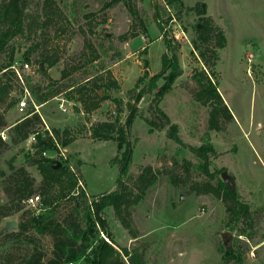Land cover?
Returning a JSON list of instances; mask_svg holds the SVG:
<instances>
[{
  "label": "rangeland",
  "instance_id": "rangeland-1",
  "mask_svg": "<svg viewBox=\"0 0 264 264\" xmlns=\"http://www.w3.org/2000/svg\"><path fill=\"white\" fill-rule=\"evenodd\" d=\"M55 2L60 12L56 10L58 15L50 24L40 21L41 29L13 38L8 50L0 53L2 62L14 48V65L23 67V82L16 72L5 77L12 86L6 102L0 104L7 121L0 131L6 139L11 141L9 127L34 108L32 104L24 111L18 108L25 87L32 91L33 85H46L51 78L61 82L70 79L78 85L90 83L98 92L97 108L88 111L86 104L92 100L85 104L64 93L41 104L39 112L46 129L49 127L54 135L53 129H60V143L72 140L65 146L68 161L81 177L78 186L85 188L91 199L93 195L115 190L120 177L129 189L133 188L134 179L147 165L157 172L156 181L129 208L128 217L138 237L123 226L112 206L105 209L115 247H127L138 264H264V0ZM198 2L206 3V16L227 37L217 64L209 59L214 70L205 64L192 43L200 16L188 7ZM43 4L44 0H30L29 12L42 14ZM166 38L171 40V51L179 58L182 74L161 99H156L155 89L136 100L139 88L149 79L135 86L145 72L144 59L149 60L150 75L159 72L162 54L168 51ZM95 51L98 57L91 62ZM46 52L57 62L51 67L44 64L46 72H42L38 61ZM26 62L29 68L22 66ZM63 71L66 76H62ZM203 71L217 83L223 98L220 108L226 106L231 113L229 119L218 114L219 129L211 128L209 122L216 104L205 102L199 94L201 85L195 75L204 76ZM86 76L91 81L85 82ZM163 82L161 79L158 83ZM62 98L71 102L66 103L67 110L60 106ZM129 104L135 105V115L125 129L132 149L125 174L121 167L126 146L119 149L114 138L98 139L94 128L98 125L100 129V123L114 122L120 115L113 130L116 135L118 125H125L131 112ZM157 107L170 116L171 122L178 123L183 144L169 137L168 125L158 128L149 123V119L161 123ZM200 146L213 148L208 151L207 162L191 148ZM54 153L53 149L47 150L49 155ZM39 158L34 146L10 142V147L0 154V204L9 200L5 187L10 181V162L25 166L36 178L35 191L42 194L43 176L34 163ZM77 159L82 162L79 168ZM223 172L240 199L250 205L252 220L242 218L237 226L243 232L231 228L223 199L198 191L202 183L223 178ZM21 213L3 217L0 232L9 221L15 223L10 230H16ZM228 231L232 236L225 242L223 235ZM37 235L50 254L52 237ZM28 247L25 242L12 249L0 247V264L23 255ZM230 248L236 250V256L230 257ZM123 257L130 260L129 256ZM75 264L88 263L80 259Z\"/></svg>",
  "mask_w": 264,
  "mask_h": 264
},
{
  "label": "trees",
  "instance_id": "trees-1",
  "mask_svg": "<svg viewBox=\"0 0 264 264\" xmlns=\"http://www.w3.org/2000/svg\"><path fill=\"white\" fill-rule=\"evenodd\" d=\"M30 0H0V53L7 51L9 42L25 32H37L42 27L38 26L41 22L50 24L54 16L60 12L55 0H44L42 14H33L29 12ZM189 10L195 11L200 17L198 23L195 24V35L192 39L194 48H196L204 60L205 64L210 66L217 64L220 58V50L227 44L225 31L218 25L212 22L211 17L206 16L207 5L205 2H198L194 6H189ZM58 10V12H56ZM44 16L42 19L41 17ZM167 47L166 52L162 54V68L154 75L148 72L149 60L144 59L145 72L136 82V87L141 85L145 78L148 81L139 88L136 95V100L146 93L156 90V99H161L172 87L174 81L182 74V69L179 63V58L176 53L171 51V40L165 39ZM93 47V45H91ZM146 47L144 52H146ZM91 51H94L92 49ZM93 53V52H92ZM14 48H12L9 58L0 62V104L6 102L7 97L12 89L10 83L5 80L8 73L14 72ZM98 54L96 51L89 59L91 62L96 60ZM213 59L210 64L209 59ZM57 58L49 55L48 52L43 53L38 61L39 69L44 70V64L48 67L56 64ZM204 72V71H203ZM195 78L201 85L199 94L204 96L205 102L213 101V106L210 115L211 128L219 129L217 122L218 114L223 113L227 119L231 118L229 109H221L223 98L218 91L216 82H212L206 75ZM63 71L62 76H66ZM85 82L91 81L90 76L85 77ZM163 79V83L159 85V80ZM207 80V81H205ZM33 96L37 103L46 104L48 101L61 94H66L68 98L78 100L85 103L92 100L91 104L87 105L88 111L97 108L98 93L90 83L78 85L77 82L67 80L61 82L56 79H50L46 85H33ZM79 96L75 97L74 94ZM97 98V99H95ZM102 98V97H101ZM131 108L130 114L127 116L125 125H118L116 135H113V130L120 121V115H117L114 122L100 123L94 128L95 136L98 139H116L119 149L123 151V164L121 172H127L129 159L132 153L129 142L127 141L125 129L131 125L135 115V105L129 104ZM157 111L161 115V123H157L154 119H149V123L156 125L158 128L168 127V135L176 142L183 144L184 141L179 134V126L176 122H171L170 116L161 108L157 107ZM7 126L5 112L0 109V128ZM43 130V133L41 132ZM56 138L61 139L60 129H53ZM32 133H37V142L34 147L39 159L34 163L37 164L42 173L43 179L40 190L42 192L43 210L39 213H34L31 208L25 209L27 206L25 200L34 193L36 178L29 173L23 165H16L10 162V181L5 187L9 197L7 203L0 204V222L3 217L22 212L18 221L16 230L4 228L0 232V247L14 248L16 244L25 242L29 247L27 251L17 258H8L7 264H68L70 262L83 259L88 264H138L136 256H133L127 247H122L121 250L115 247V239L112 233L108 230V225L104 217V211L107 207L112 206L118 219L123 226L133 235L138 237V233L133 229L130 218L129 208L131 204L137 203L140 197L146 190L156 181V171L151 165L143 168L141 173L134 179L135 186L130 189L125 185L123 179H118V185L112 192L93 195L91 199L85 188L78 186V179L81 178L70 167V163L63 162L53 157L43 155V151L55 148V142L49 135V130L44 126V120L39 111L34 108L27 115L17 120L15 124L9 127V134L12 144L22 143ZM72 140L64 139L62 145L66 146ZM10 142L5 140L0 135V154L10 147ZM198 152L201 158L206 162L209 150H213L211 146L191 147ZM30 157V156H29ZM61 162V164H58ZM82 164L81 160H76V166L79 168ZM197 189V187H196ZM138 191V193H135ZM199 192L212 193L214 196L221 198L226 203L227 213L230 216L231 228L237 227L239 221L252 220V211L250 205L242 201L234 186L223 178L217 179L215 183L207 181L198 187ZM135 193V195H134ZM133 198V199H132ZM239 230L243 232V229ZM101 232L106 233L110 241L105 239ZM37 234H48L52 237L53 247L51 253H47L41 245L40 238ZM230 257L236 256V250L230 248L228 250ZM123 256H129L127 262ZM141 262V259H140ZM141 264H143L141 262Z\"/></svg>",
  "mask_w": 264,
  "mask_h": 264
},
{
  "label": "built area",
  "instance_id": "built-area-1",
  "mask_svg": "<svg viewBox=\"0 0 264 264\" xmlns=\"http://www.w3.org/2000/svg\"><path fill=\"white\" fill-rule=\"evenodd\" d=\"M22 66H25L26 68H29L30 64L28 62H26V63H23ZM12 67H13V69L15 70V72L21 78V80L23 82L22 75H21V69H23V67L17 66V65H13ZM61 100H62V102H61L60 106L63 108V110H67V107H65V105H66V103L69 104L71 102H69L67 99L63 100V98ZM29 104H32L34 106L35 110L39 111V106L41 104H38L36 102L32 92L27 87H25L24 91H23L22 99L18 103V108H19L20 111H24L25 108H27V106ZM47 129L49 130V134H50V136L53 138V140L55 142V148L53 149L55 151V153H54V155H49V154H47V150H45V151H43V155L49 156V157H53V158H56V159L61 160L63 162H68L69 163V161H68L69 160V155H68L67 148L65 146H63L59 142V140L55 137V135L53 134V132L51 131V129L49 127ZM0 135L2 136L3 139L7 140L6 139L7 136L5 135V133L3 131L2 132L0 131ZM36 142H37V133L30 134L28 136V138L23 141V143L25 145L29 146L30 148H32L35 145ZM70 167L72 168L73 171H75V169H74V167H73V165L71 163H70ZM25 202H26V205L29 208H31L32 211H34V213H39L44 208L43 207L42 195L39 192L34 193L31 196H29L25 200ZM102 234H103V237L105 239H108V237L104 233H102ZM68 264H75V263L70 262Z\"/></svg>",
  "mask_w": 264,
  "mask_h": 264
},
{
  "label": "water",
  "instance_id": "water-1",
  "mask_svg": "<svg viewBox=\"0 0 264 264\" xmlns=\"http://www.w3.org/2000/svg\"><path fill=\"white\" fill-rule=\"evenodd\" d=\"M115 55H117V53H114V56ZM58 164H61V162H59ZM223 179L225 180V181H227V179H228V175H227V173L226 172H223ZM230 184H232L231 182H230ZM14 226H15V223L13 222V221H9L8 223H7V225H6V228L7 229H13L14 228ZM232 236V233L231 232H225L224 233V235H223V237H224V241L225 242H227L228 241V237H231Z\"/></svg>",
  "mask_w": 264,
  "mask_h": 264
}]
</instances>
